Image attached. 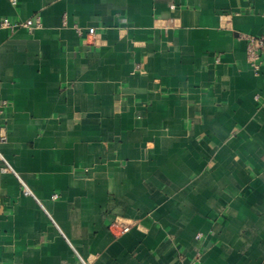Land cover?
I'll return each instance as SVG.
<instances>
[{
    "label": "crops",
    "instance_id": "1",
    "mask_svg": "<svg viewBox=\"0 0 264 264\" xmlns=\"http://www.w3.org/2000/svg\"><path fill=\"white\" fill-rule=\"evenodd\" d=\"M36 15L0 27V264H264V0H0Z\"/></svg>",
    "mask_w": 264,
    "mask_h": 264
},
{
    "label": "built area",
    "instance_id": "2",
    "mask_svg": "<svg viewBox=\"0 0 264 264\" xmlns=\"http://www.w3.org/2000/svg\"><path fill=\"white\" fill-rule=\"evenodd\" d=\"M13 4H17V0H10ZM42 26V20L39 15L34 16L33 18H29L27 20H24L22 22H12L8 18H5L2 20L0 27L3 28H9L10 30L14 31L19 27H25L28 28L29 30H33L35 28H39ZM80 33H82L81 28H77ZM96 29L94 27L89 28L88 34H95ZM245 39L247 41V57L252 65V67L255 70H259L261 64L264 61V34L260 36L256 35H245ZM138 68H140V65H137ZM9 106V101L7 99H1L0 100V114H2L5 110V108ZM0 141L1 142H6L7 141V134L4 129H2L0 133ZM0 160H3L4 165L2 166L1 170L2 171H12L11 165L8 163L4 155L0 152ZM24 192L26 194L30 193V190L25 186ZM57 194H54L53 197H57ZM136 224L135 220H128L125 219L124 217H117L113 223H112V228L113 231L118 234H123L129 232L133 226ZM198 238L202 237V234L199 233L197 234ZM87 264V263H85Z\"/></svg>",
    "mask_w": 264,
    "mask_h": 264
}]
</instances>
